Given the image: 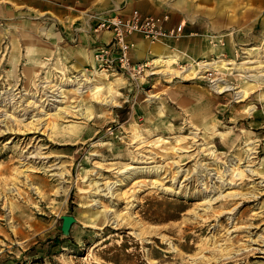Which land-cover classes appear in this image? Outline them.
<instances>
[{
    "label": "rangeland",
    "instance_id": "obj_1",
    "mask_svg": "<svg viewBox=\"0 0 264 264\" xmlns=\"http://www.w3.org/2000/svg\"><path fill=\"white\" fill-rule=\"evenodd\" d=\"M257 1L0 0V264H264ZM133 9L184 35H134L136 77L91 69V16ZM219 59L235 64L208 65Z\"/></svg>",
    "mask_w": 264,
    "mask_h": 264
},
{
    "label": "built area",
    "instance_id": "obj_2",
    "mask_svg": "<svg viewBox=\"0 0 264 264\" xmlns=\"http://www.w3.org/2000/svg\"><path fill=\"white\" fill-rule=\"evenodd\" d=\"M91 17L92 23L86 28L93 52L90 67L116 75L136 77L143 73V68L147 65L133 56V49L136 47L134 35H140L151 44H164L168 38L184 35L182 23L170 28L164 26L163 23L169 18L166 14L162 18H154L133 9L128 13H103ZM103 34L108 35L107 40L103 38ZM193 34L191 32L189 35ZM208 75L210 71L207 67H202L197 73L198 77L203 78Z\"/></svg>",
    "mask_w": 264,
    "mask_h": 264
},
{
    "label": "bare ground",
    "instance_id": "obj_3",
    "mask_svg": "<svg viewBox=\"0 0 264 264\" xmlns=\"http://www.w3.org/2000/svg\"><path fill=\"white\" fill-rule=\"evenodd\" d=\"M249 1H251L252 3L254 2V1H256V0H249ZM217 39V38H216ZM157 55V54H156ZM163 55V54H162ZM158 56V55H157ZM222 59V58H221ZM221 59H219V61H217V62H215V63H209L208 65H211V66H214V67H216V68H218L219 70L220 69H225V71H226V69L227 70H230L228 67L229 66H231L232 64H235V61L232 63V62H226V61H224V60H221ZM155 62H157V63H164V64H166V63H175V60L173 59V58H171V59H169V60H163V59H159V60H157V61H155ZM247 62V61H246ZM217 63H220V65H217ZM254 63H256V62H254ZM247 64H253V62H249V63H247ZM259 66H257L258 68L257 69H259V70H261V69H264V65H263V62H261L260 64H258ZM172 67V66H171ZM95 69V68H94ZM250 69H253V68H250ZM95 70H98V69H95ZM98 71H101V70H98ZM224 71V70H223ZM102 73L104 72V71H101ZM115 74V73H114ZM103 76H105V78H106V76L107 75H105V74H103ZM253 76V75H252ZM255 77V76H254ZM264 83V82H263ZM225 84V86H224V90H235V88H233V87H231L230 85H228V83H224ZM248 84V83H247ZM213 86V89L215 90H220L217 86H218V84H214V85H212ZM252 86H254L253 84H248V88H252ZM226 87V88H225ZM87 90H86V89ZM107 92H111V87L110 86H107ZM248 88H246V89H248ZM86 90L85 92L83 91V90ZM246 89H245V91H246ZM76 90V89H75ZM79 91V94L80 95H82V94H84V93H86L87 91H89L90 93H91V95L92 96H94V97H98V95L103 91L104 92V89L102 88V87H83L82 89H78ZM215 90V91H216ZM244 91V92H245ZM219 92V91H218ZM223 91H220L219 93H222ZM237 100H239V99H242V98H244V94H243V91H241V92H238L237 94ZM55 97L57 98V95L55 94ZM56 102H59V103H62V102H60V101H57L56 100ZM106 104H110L111 105V102L110 101H106ZM79 107V106H78ZM72 109H75V107L73 108L72 107ZM60 110H62V109H60ZM70 111H72V110H70ZM79 110H77L76 112H78ZM62 112V111H61ZM62 113H64V112H62ZM58 114V113H57ZM77 114V113H76ZM64 115V114H63ZM79 115L80 116H82V117H84V118H88L89 116H90V113H79ZM176 152H181L182 150H180V149H176L175 150ZM148 160V162L147 161H143V162H146V163H150V162H152L151 161V159H147ZM133 168L131 167V168H127L126 170H132ZM237 176H240V177H242L243 175H242V173H239ZM234 195V194H233Z\"/></svg>",
    "mask_w": 264,
    "mask_h": 264
},
{
    "label": "crops",
    "instance_id": "obj_4",
    "mask_svg": "<svg viewBox=\"0 0 264 264\" xmlns=\"http://www.w3.org/2000/svg\"><path fill=\"white\" fill-rule=\"evenodd\" d=\"M258 1H259V0H258ZM258 1H257V2H258ZM259 5H262V4L259 2ZM43 14H49V15H50V13H48V12H42L40 15H43ZM31 15L33 16L32 13H31ZM51 15H52V14H51ZM53 16H54V15L48 17V18H50L51 21H52L51 25H53V24H55V23H60V22H58V21H59V18L56 17V16H55V17H53ZM207 34H208V33H206V35H207ZM103 35H104L103 38H104L105 40H107V39H108V35H107V34H103ZM208 36H211L210 32H209ZM212 37L214 38L215 36L212 35ZM80 38L82 39V41H84V37H83V36L80 35ZM133 38H134V40L136 41V47L133 49V56H134L135 59H142V58L140 57V54H141L142 52H144V50H145V46H146V45H145L144 41L141 40V39H139L138 37L134 36ZM191 46H193L195 49L198 47V45H196L195 43H192ZM56 48H61V47L56 46L55 49H56ZM82 48L85 50V52L88 53L89 58L91 59L92 54H93L92 49H91V41H90V38L88 37V35H87L86 33H85V44H84V46H82ZM190 49L193 50L192 47H190ZM195 49H194V50H195ZM209 50H210V48H209ZM152 51H153V53H155V56L158 55V60L160 59V57H164V55H162V54H165V52H167L166 49H162V48L157 47V46H155L154 48H152ZM175 51H177V53L180 54V55H179L180 58L184 56V53H183V52H181V51H179V50H175ZM214 51H215V49H214ZM28 52H30V48H28ZM31 53H32V52H31ZM82 53H83V52H82ZM156 54H157V55H156ZM172 56H173V55H172ZM167 57H168V56H167ZM170 57H171V56H170ZM173 57H174V56H173ZM45 58H46V57H45ZM173 59L175 60V64H177V59H176L175 57H174Z\"/></svg>",
    "mask_w": 264,
    "mask_h": 264
},
{
    "label": "water",
    "instance_id": "obj_5",
    "mask_svg": "<svg viewBox=\"0 0 264 264\" xmlns=\"http://www.w3.org/2000/svg\"><path fill=\"white\" fill-rule=\"evenodd\" d=\"M75 221L74 217L71 215H63L62 216V224L61 229L63 234H67L71 224Z\"/></svg>",
    "mask_w": 264,
    "mask_h": 264
}]
</instances>
